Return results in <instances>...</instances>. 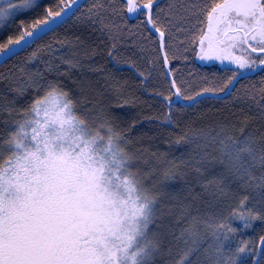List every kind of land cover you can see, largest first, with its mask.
Masks as SVG:
<instances>
[{
  "label": "snow or ice",
  "instance_id": "6c2138e0",
  "mask_svg": "<svg viewBox=\"0 0 264 264\" xmlns=\"http://www.w3.org/2000/svg\"><path fill=\"white\" fill-rule=\"evenodd\" d=\"M77 3L58 0L56 7H47L44 16H37L31 24L21 21L17 36L0 41V56L16 55L48 31H55L58 21ZM125 6L128 14L143 17L139 22L143 31L129 34L138 37L137 48L154 51L160 62L168 88L167 94L157 95L169 108L173 97L195 104L198 98L217 91L204 87L190 94L188 82L181 80L177 66L171 64L170 54L186 61L188 56L182 53L191 51L201 62L227 63L230 75L219 88L225 93L231 92L244 72L264 69V0H170L167 11L159 7V0H127L126 5L123 0H93L86 19L99 23L100 30L112 39L109 56L116 54L115 41L123 35L120 23ZM39 7V0H17L0 8V31L20 13ZM176 32L187 35L180 41L183 48L174 50ZM151 34H157L155 39ZM139 75L142 82L149 79L143 72ZM29 86L37 91L44 87L48 96L58 90L51 82ZM251 87L255 89L253 97L259 95L264 100V86ZM24 91L18 89L20 95ZM44 103L36 99L24 110L27 116L11 118L0 131V264H151L154 255L164 251L166 234L162 225L150 229L156 221V196L145 191L130 171L131 158L122 147L124 137L107 127V120H77L68 99L59 107H38ZM182 139L192 142L187 135ZM204 139L208 141L207 134ZM215 144H219L220 162L230 171L249 182L258 180L264 187V143L251 135L218 134L197 145L201 149L198 158L185 162L205 192L226 195L221 180H200L208 160L206 149ZM257 164L261 175L254 177L252 169ZM174 174L169 170L165 176ZM247 200L243 197L228 217H192L190 226L176 238L182 239L185 247L177 246L174 253L171 247L167 249L168 264H188L193 250L188 245L200 243L201 225L213 238L206 264H238L241 256L248 258V264H264V235L258 241H240L225 254V243L236 233L232 219L244 222L245 230L251 221L264 220V208L252 209ZM167 235L175 234L169 229Z\"/></svg>",
  "mask_w": 264,
  "mask_h": 264
},
{
  "label": "trees",
  "instance_id": "16d2710c",
  "mask_svg": "<svg viewBox=\"0 0 264 264\" xmlns=\"http://www.w3.org/2000/svg\"><path fill=\"white\" fill-rule=\"evenodd\" d=\"M135 2L142 3V0ZM57 3L58 0H43L35 11L19 14L14 23L0 31V41L17 36L21 21L31 24L37 16H44L47 7H56ZM123 3L126 5L127 1L123 0ZM169 3L170 0H159V7L167 11ZM92 6L93 0L86 1L55 31L0 65V131L12 122L11 118L18 120L21 115L27 116L28 112L24 110L30 109L36 99L48 97L44 87L37 91L29 86L36 83L57 85L58 90L48 91L70 100L78 120L88 123L107 120V127L124 137L122 147L131 158L132 172L142 180L145 191L156 196L154 229L162 225L166 239L164 251L156 254L152 264H168L167 249L171 247L174 253L177 246L185 247L183 240L176 238L180 237L183 228L190 226L192 217H228L230 210H234L245 196L248 207L264 208V187L258 180L249 182L241 178L230 171L226 163H221L219 144L206 149L208 160L202 166L200 180L203 183L213 178L221 180L226 195L205 192L197 174L185 163L193 157L198 158L201 149L197 145L210 142L218 134L242 138L251 135L258 143H264V100L259 95L253 97L255 89L251 87L264 84L259 79L246 77L224 99L203 98L186 107L173 97L174 103L169 108L168 102L157 95L167 94L168 88L160 71V62L154 51L143 52L137 48L138 37L129 34L143 31L139 26L143 17L139 14L129 17L124 7L120 23L123 35L115 41L116 54L109 56L112 39L106 31L100 30L99 23L86 19ZM151 35L155 39L157 34ZM186 35L175 33L174 50L183 48L180 41L186 39ZM182 54L188 56L186 61L171 54L170 60L177 66L181 80L188 82L190 94L194 95L204 87H215V94L223 93L219 88L229 73L204 69L191 51ZM153 67L155 71L150 72ZM140 72L149 79L142 82ZM21 87L25 89L23 95L18 92ZM166 118H169L168 122H165ZM205 134L208 141L204 139ZM185 135L192 142L182 139ZM178 140L181 142L177 143ZM169 170L175 174L166 177ZM252 175H261L258 164L252 169ZM243 223L235 218L230 221L236 233L230 234V240L225 243V254L240 241H258L264 235V220L251 221L247 230ZM169 229L174 232V237L167 235ZM201 232L200 243L188 245L193 248L188 264H206L213 238L203 232L202 225ZM238 264H248V258L241 256Z\"/></svg>",
  "mask_w": 264,
  "mask_h": 264
},
{
  "label": "water",
  "instance_id": "95a60500",
  "mask_svg": "<svg viewBox=\"0 0 264 264\" xmlns=\"http://www.w3.org/2000/svg\"><path fill=\"white\" fill-rule=\"evenodd\" d=\"M86 1H88V0H78V3L76 4V5H74V6H72V8H71V10L70 11H68L67 12V14L66 15H64L63 17H62V21H58V24L55 26V29L56 28H58L59 26H61L62 24H64ZM127 1V0H126ZM129 15V17H131V18H134V17H136L138 14H128ZM50 32H52V31H48L46 34H48V33H50ZM45 34V35H46ZM45 35H43V36H45ZM38 39H40V38H38ZM38 39H36L35 41H37ZM28 48V47H27ZM26 48H24L23 50H25ZM22 50V51H23ZM22 51H20V52H22ZM19 52V53H20ZM18 53V54H19ZM17 55V54H16ZM16 55H12L11 57H2V56H0V65H2L3 63H5L7 60H9L10 58H12V57H14V56H16ZM198 60V59H197ZM199 61V60H198ZM200 62V61H199ZM261 69H258L257 71H255V72H251V73H248V74H242L241 75V77L238 79V80H240L242 77H244L245 75H250V74H254V73H256V72H258V71H260ZM238 82V81H237ZM237 82L232 86V90H231V92L233 91V89L235 88V86H236V84H237ZM231 92L230 93H225V92H223V93H221V94H210V95H204V96H202V97H200V98H198V100H197V102H199L201 99H203V98H212V99H218V100H220V99H224V98H226L227 96H229L230 94H231ZM178 100V102L179 103H181L182 105H184V106H186V107H190V106H193V105H195V104H193V102H191V101H185V100H180V99H177Z\"/></svg>",
  "mask_w": 264,
  "mask_h": 264
},
{
  "label": "rangeland",
  "instance_id": "374dc122",
  "mask_svg": "<svg viewBox=\"0 0 264 264\" xmlns=\"http://www.w3.org/2000/svg\"><path fill=\"white\" fill-rule=\"evenodd\" d=\"M41 1H43V0H39V3L41 2ZM15 2H17V0H0V8H4V7H6L8 4H10V3H15ZM21 14V13H20ZM44 105H40V106H38V107H44V106H52V107H59L60 105H63L64 103H65V99L64 98H62V96H60V95H58V94H52L51 96H48L47 98H45L44 99ZM75 115V114H74ZM41 116H43V113H41ZM78 120V119H77ZM129 168H130V171L132 172V170H131V161H130V165H129ZM139 179V178H138ZM139 181H140V183H141V185H142V187L144 186L143 185V182H142V180L141 179H139ZM144 188V187H143ZM155 214H156V210H155ZM154 225H155V222L152 224V225H150V229L151 230H153V231H155V229H154ZM157 256L156 255H154V257H153V259H152V261H151V264L154 262V260H155V258H156Z\"/></svg>",
  "mask_w": 264,
  "mask_h": 264
},
{
  "label": "flooded vegetation",
  "instance_id": "af4514ba",
  "mask_svg": "<svg viewBox=\"0 0 264 264\" xmlns=\"http://www.w3.org/2000/svg\"><path fill=\"white\" fill-rule=\"evenodd\" d=\"M200 64L202 65V67H204V69H215V70H220V71H224V72H227L229 73L230 75V71H229V66L227 65V63H225L223 66L220 65L219 62H201L200 61ZM248 73H251V71H247V72H244L243 74H248ZM246 77H253L254 79H259L261 81H264V69H261L260 71L254 73V74H250V75H245L244 77H242L241 79H244ZM240 79V80H241ZM238 80V82L240 81ZM237 82V83H238Z\"/></svg>",
  "mask_w": 264,
  "mask_h": 264
}]
</instances>
